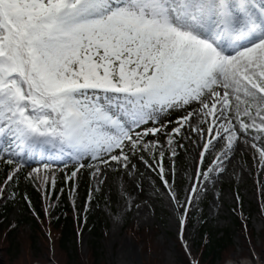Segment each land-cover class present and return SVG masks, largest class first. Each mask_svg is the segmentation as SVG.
Instances as JSON below:
<instances>
[{
  "label": "snow or ice",
  "instance_id": "obj_1",
  "mask_svg": "<svg viewBox=\"0 0 264 264\" xmlns=\"http://www.w3.org/2000/svg\"><path fill=\"white\" fill-rule=\"evenodd\" d=\"M234 164L241 182L256 169L264 197V0H0V200L40 220L31 186L51 219L67 193L86 226L113 175L151 176L178 264H201L188 234L210 193L220 207L227 192L247 228L240 191L221 186ZM134 191L126 214L151 215Z\"/></svg>",
  "mask_w": 264,
  "mask_h": 264
},
{
  "label": "rangeland",
  "instance_id": "obj_2",
  "mask_svg": "<svg viewBox=\"0 0 264 264\" xmlns=\"http://www.w3.org/2000/svg\"><path fill=\"white\" fill-rule=\"evenodd\" d=\"M190 159L191 157L183 159L180 167L187 168ZM248 159L249 157H244V160H241L238 156L237 162L243 164ZM255 172L256 169H253L252 174L245 176L241 182L242 174L240 169L235 167V172L229 173L231 182L229 177L221 182L224 190L230 189L234 193L238 189L243 196L244 217L249 218L246 229L242 228V225L236 228V219L243 224L240 206L234 204L227 192L220 207L212 205L213 194L210 193L192 217L188 235L193 252L200 258L201 264H246L249 250L253 246L257 255L264 251V213L258 209V202L264 197H261L258 185L253 182ZM151 180V176L146 179L137 176L135 180H129L113 175L105 194H98L96 201L98 207L89 213L86 226L82 222L83 216L80 221L74 219L75 235L66 246L60 244L59 233L51 228L49 217L45 216V220L39 222L32 215H28L22 202L19 207L13 205L6 222H2L0 218V264H48L47 258L53 256V252L50 251L53 248L54 264H178L186 257L176 238L175 228L171 225L170 214L163 198L155 196L150 188ZM138 184L144 189L142 197L143 195L153 197L155 209L151 215H149L151 210L133 215L136 213L134 207L131 213L126 214L128 194L131 192L134 198V188ZM82 185L87 187L83 183ZM21 191H30V187L24 188L22 185ZM215 195L218 197L220 193L216 192ZM6 202L0 200V210ZM42 202L45 203L43 199ZM234 207L237 211H233ZM116 215L121 217L119 221L114 219ZM90 217L100 224L97 233L88 224ZM198 220L200 223H197ZM34 221L41 227L38 233H34L37 229ZM206 222L208 230L217 231L219 236H222L225 230H233L231 245L215 261L205 260L203 257L206 235L202 236L200 229ZM17 223L19 225L13 229L11 226ZM78 229H83L82 242L77 238ZM10 231L13 235L7 240ZM11 240L13 246L9 248Z\"/></svg>",
  "mask_w": 264,
  "mask_h": 264
},
{
  "label": "trees",
  "instance_id": "obj_3",
  "mask_svg": "<svg viewBox=\"0 0 264 264\" xmlns=\"http://www.w3.org/2000/svg\"><path fill=\"white\" fill-rule=\"evenodd\" d=\"M3 165H0V173H2ZM0 174V179H2ZM30 191H27L31 199L33 200L36 209L38 210L41 219L38 220L39 222H42L45 220V215H44V208L46 206L45 203L42 202V197L40 194H38L36 191L33 190L31 186ZM86 189L87 187L82 185L80 187V197L81 199L78 200V204L80 206L83 205V199L86 198ZM23 192V191H21ZM98 199V197H97ZM7 201V200H6ZM97 201V200H96ZM24 209L27 211L28 215H31V213L27 210V205L22 202ZM13 207V204H10L9 201H7L3 206H1L0 210V218L2 219V222H6L8 219V214L11 211ZM54 215L50 219V226L53 230L57 231L59 233V241L60 244L63 246H66L69 243V240H71V237H74L75 232H74V219H77L76 216V211H74L73 206L70 202V198L68 197L67 193L63 197L60 198L59 206L53 209ZM233 214H236L233 212ZM83 214L81 213V217ZM81 220V219H80ZM89 225L92 226L97 233L98 228H99V222L94 219L93 217H90L88 219ZM248 221L249 218H247V226H248ZM33 224L37 227V229L34 231V233H38L39 229L41 227L37 222H33ZM237 224V225H236ZM236 228L239 225H242L239 223V220L236 219ZM4 225V224H3ZM19 223H17V226ZM88 229V226L86 227ZM221 233V232H220ZM222 236H219L220 234L217 233V231H211L208 230L207 222L203 224V226L200 229V234L203 236L206 235V243L204 245V250H203V257L205 260L211 259L212 261H215L218 259L219 255L224 252L228 246L231 245L232 239H233V230H225L222 232ZM13 232L10 231L7 234V240L9 239L8 237L12 236ZM13 246V240H11L10 247ZM197 246H200V243L197 244Z\"/></svg>",
  "mask_w": 264,
  "mask_h": 264
},
{
  "label": "bare ground",
  "instance_id": "obj_4",
  "mask_svg": "<svg viewBox=\"0 0 264 264\" xmlns=\"http://www.w3.org/2000/svg\"><path fill=\"white\" fill-rule=\"evenodd\" d=\"M127 248V247H126ZM123 250H125V249H123ZM126 251V250H125Z\"/></svg>",
  "mask_w": 264,
  "mask_h": 264
}]
</instances>
